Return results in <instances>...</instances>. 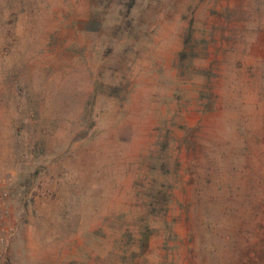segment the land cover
<instances>
[{
	"label": "rangeland",
	"instance_id": "374dc122",
	"mask_svg": "<svg viewBox=\"0 0 264 264\" xmlns=\"http://www.w3.org/2000/svg\"><path fill=\"white\" fill-rule=\"evenodd\" d=\"M0 183L5 264H264V0H0Z\"/></svg>",
	"mask_w": 264,
	"mask_h": 264
},
{
	"label": "built area",
	"instance_id": "2783aa9c",
	"mask_svg": "<svg viewBox=\"0 0 264 264\" xmlns=\"http://www.w3.org/2000/svg\"><path fill=\"white\" fill-rule=\"evenodd\" d=\"M7 198L8 190L3 183H0V264H5L7 261V254L16 231L12 219L7 220L4 215V213H9L8 210H4ZM1 201H3V203Z\"/></svg>",
	"mask_w": 264,
	"mask_h": 264
}]
</instances>
